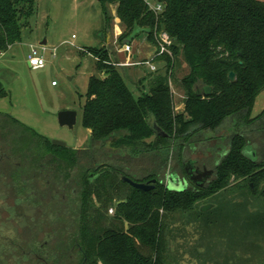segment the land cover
I'll list each match as a JSON object with an SVG mask.
<instances>
[{
	"label": "trees",
	"instance_id": "1",
	"mask_svg": "<svg viewBox=\"0 0 264 264\" xmlns=\"http://www.w3.org/2000/svg\"><path fill=\"white\" fill-rule=\"evenodd\" d=\"M153 1L162 4L161 11L152 10L147 0H100L104 29L114 18L109 6H116L121 44L145 33L158 52L161 32L172 44L171 53L161 54L165 71L155 74L149 91L138 97L118 67L113 45L95 48L99 74L89 77L82 112V124L91 131L87 146L53 144L0 112L3 150L37 163L48 158L52 174L78 177V238L85 264H167L165 235L171 221L226 188L231 179H249L253 193L264 184V111L251 116L264 91V0ZM36 4L0 0L2 53L22 39V22L34 14ZM181 58L187 66L182 78L185 101L183 110L176 112L170 83ZM231 71L236 73L234 82ZM205 88L210 89L207 94ZM7 95L0 82V97ZM205 143L214 148L204 151L214 170L211 181L183 191L169 189L167 174L186 175L188 154ZM123 176L155 186L144 191Z\"/></svg>",
	"mask_w": 264,
	"mask_h": 264
},
{
	"label": "rangeland",
	"instance_id": "2",
	"mask_svg": "<svg viewBox=\"0 0 264 264\" xmlns=\"http://www.w3.org/2000/svg\"><path fill=\"white\" fill-rule=\"evenodd\" d=\"M109 10L114 18L111 27L104 29L100 0H37L34 14L22 22V39L11 45L7 51H0V82L8 92L7 96L0 97V112L16 118L51 141L59 139L70 147L87 146L90 136L82 124L83 103L89 77L99 74L92 52L101 46V33H111L113 38L118 29L117 25L120 26V33L114 44L117 49L123 51L121 54L126 52L119 41L123 29L116 15V6H109ZM44 39H47L45 50L41 44ZM146 41V35L142 33L135 39L134 44ZM149 44L152 51L148 57L144 55L138 60H133L129 58L131 53L127 52L129 59L118 60V67L122 72L125 67L134 69L128 71L132 79L128 76L125 78L136 97L143 91H149V87L147 84L141 87L135 81L147 79L150 82L155 74L165 71L164 57L156 54L157 47L153 41H149ZM33 48L47 59L44 67L33 69L29 64L28 59ZM143 50L146 52L145 48ZM154 57L156 70H152L148 63ZM122 63L130 64L124 66ZM186 73L187 66L181 58L173 69L170 83L176 112L184 107L185 91L182 78ZM53 81H56L55 86ZM63 109H74L78 112L74 129L59 124L57 115ZM263 111L264 91L258 95L251 116L255 117ZM208 145L199 144L198 152L194 155L188 154V159L201 165L210 156L204 153L205 149L214 150ZM208 164L211 167L209 161ZM74 175L66 177L62 173L63 185L80 188L78 182L75 183L77 185L71 182L75 178ZM180 175L187 178L185 174ZM249 183V179H231L226 188L198 201L179 220L171 221L165 235L166 263L264 264V184L260 185L258 193H253ZM188 184L194 185L189 179ZM8 201V198L0 197V209H6ZM207 203L214 204V207L202 211V207ZM116 204L117 198L111 203L114 212ZM34 205L30 203L31 207ZM44 207L47 209V223L54 217L50 211L56 209L58 223L61 224L56 231H52L53 227H56L53 223H48L51 226L47 224L46 230L42 227V233L46 234L45 239L48 241L46 248L50 249L51 253L60 248L63 253L56 260L52 256V260L48 262L32 261L29 264H83V254L77 249L73 250L71 245L52 244L57 235L68 238L79 235V190L72 194L71 191L63 192L56 198H48L47 194ZM114 212L109 213L113 215ZM7 215L8 213L0 212L1 233L4 236H12L16 231L23 234L22 218L6 219ZM35 226L32 223L31 228L36 229ZM0 264L16 262L0 261Z\"/></svg>",
	"mask_w": 264,
	"mask_h": 264
},
{
	"label": "flooded vegetation",
	"instance_id": "3",
	"mask_svg": "<svg viewBox=\"0 0 264 264\" xmlns=\"http://www.w3.org/2000/svg\"><path fill=\"white\" fill-rule=\"evenodd\" d=\"M250 150L253 152V155L256 156L252 146H250ZM48 160V158H45L44 161L41 160L37 163L30 158L12 157L9 152L0 147V197L9 199L7 203L5 202L7 210L3 207L0 209V212L4 214L8 213L6 219L14 220L20 217L23 220V234L20 231H16L12 236H4L0 228V261L16 262V264H29L32 261L48 262L52 260V256L56 260L57 257L63 253L60 248L55 249L54 253H51V250L46 248L48 241L45 239L46 234L42 233L44 232L42 231V227L46 230V225L48 223H53L56 227H53L52 231H56L61 224L58 223V210L56 209L50 211L54 217L47 223V209L46 207L43 208V206L46 202L47 194L48 198H56L63 192L71 191V194L76 193L77 187L63 185L62 176L51 173L54 170L47 166L46 161ZM208 161L209 160L206 159L201 165L195 162V165L201 169L205 166L208 168ZM209 169L213 168L209 167ZM213 176L214 173L212 177L205 182V185L211 181ZM186 177L195 184L189 178L188 174H186ZM94 179L95 176L91 174L90 180L94 181ZM183 179L185 178H182V180ZM71 182L73 184L77 183L78 177L75 176ZM188 185L187 187H190ZM251 186L253 187V183H251ZM31 202L35 204L33 207L30 206ZM32 213L33 215H31ZM32 223L36 225V229L31 228ZM48 225L51 226L50 224ZM78 240V236L75 238H68L57 235L52 244L56 246L71 245L73 250L77 249V251L83 253V248ZM85 261L83 264H85Z\"/></svg>",
	"mask_w": 264,
	"mask_h": 264
},
{
	"label": "water",
	"instance_id": "4",
	"mask_svg": "<svg viewBox=\"0 0 264 264\" xmlns=\"http://www.w3.org/2000/svg\"><path fill=\"white\" fill-rule=\"evenodd\" d=\"M132 41V38L126 39L124 42L125 43H130ZM42 45L47 44V39H44L41 42ZM229 79L234 82L236 80V73L234 71H231L229 73ZM210 91L209 88H205L204 94H207ZM58 121L61 126H67L69 129H74L77 119H78V112L74 109H63L58 112ZM155 130L158 133L164 134L162 132L161 128L158 127L156 124L154 125ZM53 144L56 145H61V146H67L65 141L59 140V139H54L52 140ZM185 170L189 176V178L198 186H204L205 182L212 177L214 170L209 169L206 166L201 169L200 167H196L195 161L194 160H188L185 163ZM123 179L130 183L133 187L144 190V191H149L154 188V183H151L150 181L148 182H139L132 180L131 178L127 176H123ZM154 182L156 181L155 179L153 180ZM167 186L171 190H177V191H183L186 189L188 185V179H183L181 178L180 175L173 174L169 172L167 174ZM214 207V204L207 203L202 207V211H207Z\"/></svg>",
	"mask_w": 264,
	"mask_h": 264
},
{
	"label": "built area",
	"instance_id": "5",
	"mask_svg": "<svg viewBox=\"0 0 264 264\" xmlns=\"http://www.w3.org/2000/svg\"><path fill=\"white\" fill-rule=\"evenodd\" d=\"M149 7L154 10V11H161L162 10V4L160 3H155L153 0H147ZM158 39V43H159V50L158 52H156L157 55H161L165 52L171 53L169 46L172 44V38L165 32L161 33V37H157ZM43 49L45 50V45H42ZM125 47V51L128 53L132 52V45L130 43H125L124 45ZM156 58V57H154ZM153 58V59H154ZM150 60L149 63V67L152 70H156V65L153 63L154 60ZM29 64L31 65V67L33 69H39L44 67L47 64V59L45 58V56L43 54H40L36 48H33L32 53L29 55ZM130 63H122V65H129ZM53 84H56V81H53ZM109 212L113 213L114 212V208L111 207Z\"/></svg>",
	"mask_w": 264,
	"mask_h": 264
},
{
	"label": "crops",
	"instance_id": "6",
	"mask_svg": "<svg viewBox=\"0 0 264 264\" xmlns=\"http://www.w3.org/2000/svg\"><path fill=\"white\" fill-rule=\"evenodd\" d=\"M119 19V18H118ZM117 27H118V29H116V32H115V34H113V38H112V35H111V33H107L106 35L102 32L101 33V38H100V42H101V46H105V45H111V41L113 42L112 43V45H113V48H114V50H115V52H116V56H117V59L118 60H120V59H123V60H125V58L126 59H133V60H138L140 57H142V56H146V57H148L149 56V54L151 53V51H152V48H151V45L149 44V39L147 38V36H146V38H147V41H146V43H137V44H134V41H135V39L138 37V36H140V35H138V36H136L135 37V39L132 41V42H130V43H132L131 45H132V52H131V55H129V58L127 57V55L126 54H128L127 52H125V53H122L121 54V51L122 50H120L119 48L117 49V47H115V44H114V41H116V38H117V36H118V34L120 33V26L119 25H117ZM146 35V34H145ZM123 44H125V42H123L121 45H123ZM122 47V46H121ZM145 48V51L146 52H144V49ZM120 50V51H119ZM120 52V53H119ZM123 52V51H122ZM124 66H129V65H124ZM130 70H134V69H132V67H125L124 68V71H123V73L125 74V76H128V77H130V75L128 74V71H130ZM130 79H132V77H130ZM144 80H146V81H144ZM151 81V80H150ZM139 86H141V87H145V84H147L148 85V87L150 86V82L147 80V79H142L141 81H135ZM53 83V82H52ZM54 86L56 85V84H53ZM88 130V132H89V136H90V134H91V131L89 130V129H87ZM79 147V146H78Z\"/></svg>",
	"mask_w": 264,
	"mask_h": 264
}]
</instances>
